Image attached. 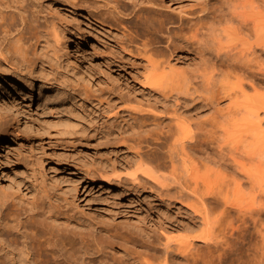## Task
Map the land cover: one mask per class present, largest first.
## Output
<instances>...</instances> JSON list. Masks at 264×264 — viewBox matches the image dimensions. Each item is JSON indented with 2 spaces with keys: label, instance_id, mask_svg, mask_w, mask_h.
<instances>
[{
  "label": "bare ground",
  "instance_id": "1",
  "mask_svg": "<svg viewBox=\"0 0 264 264\" xmlns=\"http://www.w3.org/2000/svg\"><path fill=\"white\" fill-rule=\"evenodd\" d=\"M149 1L0 0V79L29 86L44 75L41 87L53 83L60 97L73 101L89 95L91 80L80 69L88 70L77 45L82 29L79 22L70 23L56 15L64 6L102 28L117 22L123 25L117 29L120 40L135 46V51L130 48L129 52L141 58L151 94H159L150 107H145L147 103L144 107L125 106L120 98L98 99L103 111L99 130L110 144L120 142L119 150L125 148L128 153L120 163L116 159L100 162L96 170L100 174L83 160L68 162V171L77 173V180L59 196L60 204H50L65 216L81 218L85 182L136 192L149 189L167 208L174 202L186 205L199 228L193 236L175 237L170 232L161 247L154 241L157 238L142 239V251L135 256L138 264H264V235L251 244L245 257L239 254L240 239H230L240 229L236 218L229 216L230 208L237 205L230 190L244 192V182L232 178L230 189L222 167L226 156L221 153L225 158L221 155L222 161L218 160L222 170L212 165L217 160L207 151L209 146L205 147L237 141L241 147L231 155L234 168L264 190V94L257 89L248 93L264 76V0H199L172 16H164L159 5ZM55 4L60 7L53 8ZM133 26L145 36L139 34L140 42L132 33ZM184 47L193 50L189 62L181 59ZM3 89L0 85V92ZM106 92L101 93L109 94ZM219 94L230 98L228 106H215ZM198 98L212 107L210 114L186 108ZM29 166L24 167L21 182L33 176L35 169L31 171ZM49 166L47 172L59 181L60 169L56 164ZM39 187L49 194L50 185L44 179ZM51 187L63 188L61 181ZM219 200L223 207L216 214ZM83 204L95 209L101 226L110 229L114 225L107 207L90 201ZM241 204L240 221L251 220L256 225L262 211L249 212ZM11 210H0V264H109L101 255L93 256L92 252H101L103 247L95 239L73 234L67 242L69 232L61 228L50 227L40 233L36 229L43 225L24 220L20 211ZM226 216L231 217L226 220L230 232L228 226V230L216 226Z\"/></svg>",
  "mask_w": 264,
  "mask_h": 264
},
{
  "label": "rangeland",
  "instance_id": "2",
  "mask_svg": "<svg viewBox=\"0 0 264 264\" xmlns=\"http://www.w3.org/2000/svg\"><path fill=\"white\" fill-rule=\"evenodd\" d=\"M118 1L128 4L129 0ZM197 1L199 0H151L149 2L150 4L156 3V6L159 5L162 14L169 16V14H175L179 9L193 7ZM57 7L60 6L58 4L53 6V8ZM59 11L60 13L56 14L59 18L70 23L79 22L82 29V39L78 41L77 45L80 47L82 57L86 60L85 63L88 68V70L80 69L91 80V88L87 91L89 95L80 100L77 98L69 101L66 97L55 94L53 83L45 82L46 86L41 87L40 83L44 75H40L37 81L35 80L29 86L15 84L11 80H5V78L0 79V85L5 86V89L0 92V208L2 207L0 210L9 211L10 208V211L13 209L15 213L20 211L19 214L22 219L30 220L29 222L36 225L39 223L38 226L41 224L40 227L43 225L42 229L39 227L36 229L40 233L48 228L49 230L61 228L59 230L62 232L68 231L70 236L68 240L66 239L67 242L75 234V237H83L84 235L85 238H93L100 242V247L103 245L101 252H92L93 256L97 257L99 254L101 259L102 257L105 260L108 259L109 264H138L135 256L138 258L139 253L137 251H142L140 244L142 239L144 240L148 236L151 239L157 238L154 241L160 246L163 238L166 239L165 236L168 233L170 235V232L175 237L193 236L198 232L199 225L194 218L195 215L186 205L174 202V205L167 208V205L161 203L149 189L136 192L117 186L103 188L99 184L89 182H85V186L81 188V194L84 195L85 199L81 203L83 207L81 218L65 216L55 211L56 208L50 203L60 204L59 196L64 193L69 183L77 180L78 174L68 171V162L74 163L83 160L92 171L95 169L94 172L100 174L96 171L100 162L116 159L120 163V159H123L128 153L125 148L119 150L122 147L120 142L110 144L105 133L101 129L99 130L100 117L103 115V111L98 99L101 98L104 101L107 97L111 100L120 98L122 105L125 106L144 107V104L147 103L145 107H148L151 106V103L153 104L159 94H151L149 91V85L145 83L143 77L144 64H142L139 55L134 52L135 46L130 45L131 47H129L123 39L120 40L122 36H119L117 29H121V27L123 29V25L117 22L110 27L104 26L102 28L97 23L89 22L80 12H72L64 6L60 7ZM130 24L131 22L128 23V25ZM135 28L133 26L132 33L140 42L139 39L144 34ZM130 48L134 50L132 51L134 54L129 52ZM183 51L185 56L181 59L187 62L191 61L194 56L193 50L184 47ZM69 59L70 61L74 60L73 57ZM256 89L264 94V76L262 83L257 82L256 88H249L248 93L254 94ZM102 91H107L106 93L109 94H102ZM218 97V103H215L216 107L228 106L230 98L222 97V94H219ZM142 102L143 105H140ZM116 103L120 102L117 101ZM204 104L202 98H198L188 102L186 108L201 115H208L212 107ZM239 145L237 141H231L224 143L222 147L217 142L205 147L209 146L207 151L217 161L219 159L222 161L221 159L226 156L225 166L220 164L224 170L220 167L219 161L212 163V165L226 172L227 181L225 180V182L231 185V187L229 185L230 189L233 186L232 178L236 177L237 180L241 178L244 182V192L235 193L230 190L231 195L234 194L237 198V200L234 198L237 205L230 208L229 216L232 215L231 217L236 218V222L240 225V229L234 233L235 237L232 236L230 239L232 238L233 242L236 238L240 239L239 254L245 257L247 253L251 252V244L259 242L260 238L263 237L261 235H264V190L258 184H253L250 180L243 178L242 174L234 168L231 155L238 151L241 147ZM221 155L224 157L221 158ZM58 158L61 160L58 161ZM50 164H56L60 169L58 176L63 188L57 190L51 187L52 183L56 184L59 181L51 178L47 172ZM29 165L32 166L31 171L35 169L33 176L25 182H21L24 167ZM43 179L50 185L49 194L39 187V183ZM233 191L235 190L233 189ZM241 199L246 201L242 202ZM252 200L256 201L254 205ZM87 201L102 204L109 209L114 218V225L110 229H106L98 223L100 218L98 214L93 212L95 209L90 205L83 204ZM236 201H239L240 204L243 203L241 205L244 206L243 208H248L249 212L250 210L256 212L258 209L262 211L260 216L257 215L260 219L256 225L251 223L253 222L251 220L249 222L240 221L242 220V216L238 215L240 204ZM220 202L222 201L219 200L216 203L218 211L216 214L222 210L223 206ZM248 205L254 207L251 208ZM229 216L224 219L220 218L219 223L216 222V226L218 225V228L224 230L229 228L230 232V226L226 221L231 218ZM246 217L249 216L246 215Z\"/></svg>",
  "mask_w": 264,
  "mask_h": 264
}]
</instances>
